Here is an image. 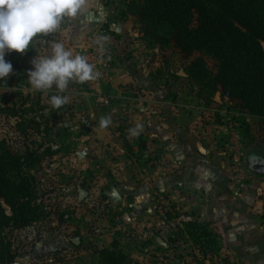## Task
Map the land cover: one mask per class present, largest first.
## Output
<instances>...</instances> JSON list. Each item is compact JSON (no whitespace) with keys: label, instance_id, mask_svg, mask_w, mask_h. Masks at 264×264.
Here are the masks:
<instances>
[{"label":"rangeland","instance_id":"obj_1","mask_svg":"<svg viewBox=\"0 0 264 264\" xmlns=\"http://www.w3.org/2000/svg\"><path fill=\"white\" fill-rule=\"evenodd\" d=\"M132 2L85 0L57 34L5 56L19 70L0 86V153L39 154L29 172L43 214L31 227L7 230L13 264H105L103 250L124 253L129 264H250L239 260L225 220L256 216L260 202L256 218L264 222V175L247 166L250 155L264 158V119L194 81L195 58L213 70L218 59L156 44ZM47 40L84 55L99 73L70 83L60 109L49 103L55 89L37 92L27 77ZM136 125L142 131L133 136ZM198 226L215 236L218 251L196 243Z\"/></svg>","mask_w":264,"mask_h":264},{"label":"trees","instance_id":"obj_2","mask_svg":"<svg viewBox=\"0 0 264 264\" xmlns=\"http://www.w3.org/2000/svg\"><path fill=\"white\" fill-rule=\"evenodd\" d=\"M129 7L144 35L156 44L174 43L187 56L198 51L215 56L217 70L197 57L189 65L190 77L264 119V0H133ZM5 59L13 72L0 86H9L19 70L14 57ZM39 161L29 147L0 153V264H13L16 258L7 230L28 228L42 219L37 179L29 172ZM196 231L202 249L219 250L211 232L201 226ZM100 255L105 264H129L117 250Z\"/></svg>","mask_w":264,"mask_h":264},{"label":"clouds","instance_id":"obj_3","mask_svg":"<svg viewBox=\"0 0 264 264\" xmlns=\"http://www.w3.org/2000/svg\"><path fill=\"white\" fill-rule=\"evenodd\" d=\"M85 8V0H0V83H7L13 72V65L5 59L6 54L15 51L23 54L30 49L34 38L57 34L65 18H75ZM48 51L31 60L32 68L27 77L30 86L37 92L55 89L49 103L53 109H60L68 103L62 95L70 83L83 84L98 78L99 73L87 58L55 40H47ZM110 120L102 118L101 128L108 127ZM142 125L130 129L138 136Z\"/></svg>","mask_w":264,"mask_h":264},{"label":"crops","instance_id":"obj_4","mask_svg":"<svg viewBox=\"0 0 264 264\" xmlns=\"http://www.w3.org/2000/svg\"><path fill=\"white\" fill-rule=\"evenodd\" d=\"M262 160L264 161L263 157ZM262 205L260 202L254 205V215L258 216ZM224 210L225 218H227L229 212L226 208ZM238 215L239 213L235 214L233 220H225V227L234 232L232 239L236 245L238 244V248L240 247V250L236 251L240 252L239 260L250 264H264V222H259L256 216L248 219L237 218Z\"/></svg>","mask_w":264,"mask_h":264},{"label":"water","instance_id":"obj_5","mask_svg":"<svg viewBox=\"0 0 264 264\" xmlns=\"http://www.w3.org/2000/svg\"><path fill=\"white\" fill-rule=\"evenodd\" d=\"M247 166L256 173L264 175V161L262 162H247Z\"/></svg>","mask_w":264,"mask_h":264},{"label":"flooded vegetation","instance_id":"obj_6","mask_svg":"<svg viewBox=\"0 0 264 264\" xmlns=\"http://www.w3.org/2000/svg\"><path fill=\"white\" fill-rule=\"evenodd\" d=\"M249 160L251 162H262L263 161L262 157H260V155L258 154L250 155Z\"/></svg>","mask_w":264,"mask_h":264}]
</instances>
